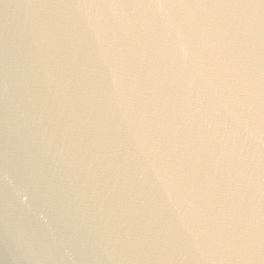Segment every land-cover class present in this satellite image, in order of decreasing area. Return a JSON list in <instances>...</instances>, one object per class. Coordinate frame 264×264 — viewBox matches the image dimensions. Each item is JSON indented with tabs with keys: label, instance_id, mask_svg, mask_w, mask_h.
<instances>
[{
	"label": "water",
	"instance_id": "water-1",
	"mask_svg": "<svg viewBox=\"0 0 264 264\" xmlns=\"http://www.w3.org/2000/svg\"><path fill=\"white\" fill-rule=\"evenodd\" d=\"M0 264H264V0H0Z\"/></svg>",
	"mask_w": 264,
	"mask_h": 264
}]
</instances>
